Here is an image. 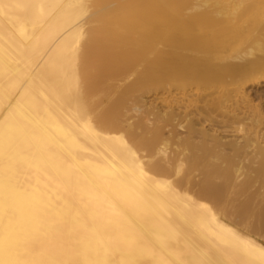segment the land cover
<instances>
[{
    "label": "bare ground",
    "instance_id": "obj_1",
    "mask_svg": "<svg viewBox=\"0 0 264 264\" xmlns=\"http://www.w3.org/2000/svg\"><path fill=\"white\" fill-rule=\"evenodd\" d=\"M0 264H264V0H0Z\"/></svg>",
    "mask_w": 264,
    "mask_h": 264
}]
</instances>
